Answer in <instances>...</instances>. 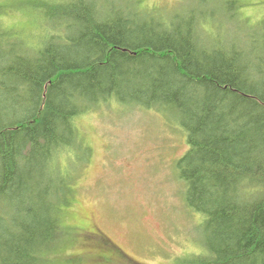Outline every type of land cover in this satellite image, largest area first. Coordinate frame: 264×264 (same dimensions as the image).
<instances>
[{
    "label": "trees",
    "instance_id": "16d2710c",
    "mask_svg": "<svg viewBox=\"0 0 264 264\" xmlns=\"http://www.w3.org/2000/svg\"><path fill=\"white\" fill-rule=\"evenodd\" d=\"M17 2L33 31L0 24V264H48L67 233L65 157L88 159L75 119L114 102L185 135L174 170L201 236L175 263L264 264V17L242 0L166 18L144 0ZM83 236L109 260L97 230Z\"/></svg>",
    "mask_w": 264,
    "mask_h": 264
},
{
    "label": "rangeland",
    "instance_id": "374dc122",
    "mask_svg": "<svg viewBox=\"0 0 264 264\" xmlns=\"http://www.w3.org/2000/svg\"><path fill=\"white\" fill-rule=\"evenodd\" d=\"M17 1L0 0V24L33 31ZM242 2V16L264 17V0ZM144 3L163 11L156 10V17L166 18L183 14L190 0ZM238 22L243 26L245 21ZM210 31L207 36L214 38L215 30ZM36 37L35 32L26 41L36 44ZM114 103L75 119L88 159L82 162L83 150L65 157L70 161L65 171L73 181L69 205L61 206L60 222L67 233L48 264H176L179 256L198 252L201 216L186 207L185 185L174 170L175 159L187 148L184 133L158 110ZM86 230H97L101 242L109 244L104 250L109 260L99 255L97 245H89Z\"/></svg>",
    "mask_w": 264,
    "mask_h": 264
},
{
    "label": "flooded vegetation",
    "instance_id": "af4514ba",
    "mask_svg": "<svg viewBox=\"0 0 264 264\" xmlns=\"http://www.w3.org/2000/svg\"><path fill=\"white\" fill-rule=\"evenodd\" d=\"M102 243V242H101ZM103 245H104V243H103Z\"/></svg>",
    "mask_w": 264,
    "mask_h": 264
}]
</instances>
